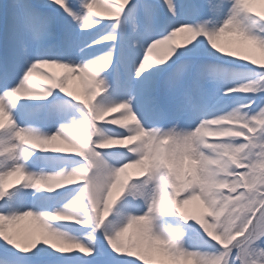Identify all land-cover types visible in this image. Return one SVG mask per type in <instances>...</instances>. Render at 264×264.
Listing matches in <instances>:
<instances>
[{"label": "snow or ice", "instance_id": "1", "mask_svg": "<svg viewBox=\"0 0 264 264\" xmlns=\"http://www.w3.org/2000/svg\"><path fill=\"white\" fill-rule=\"evenodd\" d=\"M0 264H264V0L0 3Z\"/></svg>", "mask_w": 264, "mask_h": 264}, {"label": "rangeland", "instance_id": "2", "mask_svg": "<svg viewBox=\"0 0 264 264\" xmlns=\"http://www.w3.org/2000/svg\"><path fill=\"white\" fill-rule=\"evenodd\" d=\"M3 2H11V0H0V3H3Z\"/></svg>", "mask_w": 264, "mask_h": 264}]
</instances>
